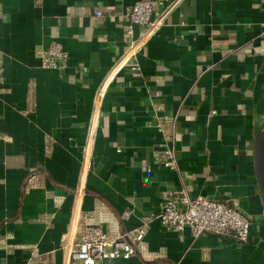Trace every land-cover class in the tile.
<instances>
[{
  "label": "crops",
  "instance_id": "obj_1",
  "mask_svg": "<svg viewBox=\"0 0 264 264\" xmlns=\"http://www.w3.org/2000/svg\"><path fill=\"white\" fill-rule=\"evenodd\" d=\"M136 1L0 0V264H65L63 236L85 225L146 231L104 264H264V0H181L106 87L90 141ZM52 43L63 70L41 67ZM180 190L236 208L247 242L166 232L150 216Z\"/></svg>",
  "mask_w": 264,
  "mask_h": 264
},
{
  "label": "built area",
  "instance_id": "obj_2",
  "mask_svg": "<svg viewBox=\"0 0 264 264\" xmlns=\"http://www.w3.org/2000/svg\"><path fill=\"white\" fill-rule=\"evenodd\" d=\"M180 2L181 0H137L130 8L125 25V36L129 38V42L126 51L111 68L96 96L95 112L88 136L90 141L95 134L99 104L106 87L121 68L128 66L135 59L145 43L163 26L166 16ZM96 15L99 16L100 13ZM137 26L141 30L135 37L134 27ZM40 58L42 68L63 70L67 64L68 54L59 44L52 43L41 52ZM2 73L3 69L0 66V81ZM164 158L163 166L175 170L176 164L172 153L166 151ZM80 191L78 190L79 193ZM128 215L129 213H125L122 218L126 219ZM150 217L158 220L166 232L178 236L188 230L194 238L209 234L231 238L244 244L248 240L250 230L249 220L236 208L201 197H190L184 190L169 194L157 212ZM145 234L143 227L108 234L100 226L85 225L80 236H75L73 230L65 234L60 249L65 264H104L110 260H127L137 254ZM33 256L39 257L37 250Z\"/></svg>",
  "mask_w": 264,
  "mask_h": 264
},
{
  "label": "water",
  "instance_id": "obj_3",
  "mask_svg": "<svg viewBox=\"0 0 264 264\" xmlns=\"http://www.w3.org/2000/svg\"><path fill=\"white\" fill-rule=\"evenodd\" d=\"M255 170L261 199L264 205V125L255 140Z\"/></svg>",
  "mask_w": 264,
  "mask_h": 264
}]
</instances>
